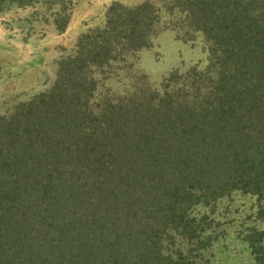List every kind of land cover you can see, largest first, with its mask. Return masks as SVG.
Instances as JSON below:
<instances>
[{"label":"trees","instance_id":"1","mask_svg":"<svg viewBox=\"0 0 264 264\" xmlns=\"http://www.w3.org/2000/svg\"><path fill=\"white\" fill-rule=\"evenodd\" d=\"M67 27L71 0H0ZM51 80L0 109V264H200L191 209L232 193L264 218V0H112ZM202 66L134 68L159 32ZM241 237L264 264V229Z\"/></svg>","mask_w":264,"mask_h":264},{"label":"rangeland","instance_id":"2","mask_svg":"<svg viewBox=\"0 0 264 264\" xmlns=\"http://www.w3.org/2000/svg\"><path fill=\"white\" fill-rule=\"evenodd\" d=\"M112 0H71L67 27L55 34L50 18L33 14L31 8H10L0 14V109L9 97L26 98L53 77L55 60L70 51L77 32L100 20L103 7ZM133 4L142 0H117ZM134 68L149 81L158 80L172 68L202 66L204 52L197 42L173 40L172 32H159L152 44L135 53ZM254 197L232 193L212 205H196L190 214L206 215L214 239L201 254L200 264H252L241 237L248 226L264 229L256 214Z\"/></svg>","mask_w":264,"mask_h":264}]
</instances>
